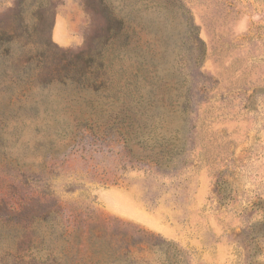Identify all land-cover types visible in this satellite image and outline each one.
Returning a JSON list of instances; mask_svg holds the SVG:
<instances>
[{
  "label": "rangeland",
  "instance_id": "1",
  "mask_svg": "<svg viewBox=\"0 0 264 264\" xmlns=\"http://www.w3.org/2000/svg\"><path fill=\"white\" fill-rule=\"evenodd\" d=\"M0 264H264V0H0Z\"/></svg>",
  "mask_w": 264,
  "mask_h": 264
},
{
  "label": "crops",
  "instance_id": "2",
  "mask_svg": "<svg viewBox=\"0 0 264 264\" xmlns=\"http://www.w3.org/2000/svg\"><path fill=\"white\" fill-rule=\"evenodd\" d=\"M53 41L61 47L71 46L76 43V36L72 35L65 20L60 19L53 28Z\"/></svg>",
  "mask_w": 264,
  "mask_h": 264
}]
</instances>
